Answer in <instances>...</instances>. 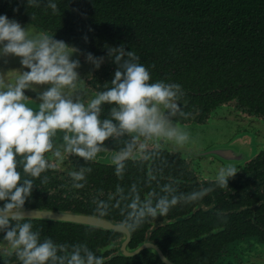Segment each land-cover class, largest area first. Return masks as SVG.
Returning a JSON list of instances; mask_svg holds the SVG:
<instances>
[{"label": "clouds", "instance_id": "obj_1", "mask_svg": "<svg viewBox=\"0 0 264 264\" xmlns=\"http://www.w3.org/2000/svg\"><path fill=\"white\" fill-rule=\"evenodd\" d=\"M40 3L27 0L29 8H38ZM45 7L58 12L54 0H47ZM83 38L87 42V35ZM76 53L84 55L94 69L106 59L82 53L47 32L32 34L29 25L0 15V62L7 64L9 57H18L21 67L27 69L12 70L17 74L11 82L5 79L9 71L0 70V233L8 249L3 253L4 264L13 256L19 264H105L104 257L86 242L70 245L42 238L41 230L32 223L36 215L25 209L37 187L35 181L47 185L50 178L42 174L54 170L66 155L84 162L67 173L71 187L82 189L92 172L86 166L89 162L109 159L115 176L123 180L128 162H154L166 145L182 148L191 140L189 131L176 119L191 116L179 103L184 96L180 84L152 82L139 56L122 44L107 47V58L116 65L114 78L85 101L77 71L81 62L73 59ZM37 86L47 87L40 90ZM29 89L36 93L35 99L25 95ZM105 105L107 114L103 115ZM106 141L118 147H109ZM237 172L235 165L228 164L215 175V187L178 193L174 182H169L158 184L159 191L152 188L143 198L139 183L127 188L117 184L107 200L93 199V216L103 220L112 209H118L123 219L113 227L130 236L149 218L166 216L178 204L200 201L216 187L228 188ZM154 178L150 170L147 183ZM162 264H169L166 256Z\"/></svg>", "mask_w": 264, "mask_h": 264}, {"label": "flooded vegetation", "instance_id": "obj_2", "mask_svg": "<svg viewBox=\"0 0 264 264\" xmlns=\"http://www.w3.org/2000/svg\"><path fill=\"white\" fill-rule=\"evenodd\" d=\"M79 55L81 68H88L80 74L87 101L114 78L116 65L103 50L98 56L106 59L99 69ZM160 78L151 77V81L164 80L182 86L184 96L179 103L191 116L187 120L177 117L181 126L205 123L216 113L217 118L220 114L233 115L243 127L222 143L196 148L168 144L154 162H128L123 180L115 176L109 159L89 162L86 166L92 172L82 189L71 187L67 173L84 162L66 155L54 170L42 174L50 178L47 185L35 181L37 187L25 203V209L36 215L32 220L34 228L41 230L42 238L51 237L56 243L86 242L91 250L104 257L105 264H162L165 256L169 264H264V136L253 126L264 122V112L250 110L232 96L218 101L204 96L206 93L200 92L199 87L186 88L168 72ZM107 108L105 105L103 115L107 114ZM106 144L114 146L111 141ZM228 164L238 169L235 177L229 179L228 188L216 187L200 201L181 203L166 216L149 218L130 236L113 227L123 219L118 209H112L103 220L93 216V199L107 200L117 184L127 188L133 182L139 183L142 198L152 188L159 191L158 184L169 182H174L178 193H190L201 187H215V175ZM150 170L155 178L148 184ZM101 191L103 195H99ZM2 238L0 233V264H4L3 253L8 250ZM8 264L19 262L13 256L8 258Z\"/></svg>", "mask_w": 264, "mask_h": 264}, {"label": "trees", "instance_id": "obj_3", "mask_svg": "<svg viewBox=\"0 0 264 264\" xmlns=\"http://www.w3.org/2000/svg\"><path fill=\"white\" fill-rule=\"evenodd\" d=\"M54 2L55 14L47 0L38 8H29L27 0H0V15L31 21L82 53L98 56L123 44L155 79L168 72L204 96H232L264 112V0Z\"/></svg>", "mask_w": 264, "mask_h": 264}, {"label": "rangeland", "instance_id": "obj_4", "mask_svg": "<svg viewBox=\"0 0 264 264\" xmlns=\"http://www.w3.org/2000/svg\"><path fill=\"white\" fill-rule=\"evenodd\" d=\"M20 23L24 27H27L29 25L32 34L42 33L32 24L23 23V22ZM77 58L80 60L82 66L83 62L81 61V56L79 55V53L73 55V59H77ZM0 70L4 71L5 73L9 71L6 74L5 79L11 82L14 79L15 75L17 74L15 71L12 70L24 71L27 69H23L21 67L18 57H9L7 64H3L2 62H0ZM86 70H88V68L80 67L77 71L80 72L81 74L82 71L84 72ZM37 87L40 90H43V88L47 86H37ZM25 93L30 95L32 99L36 98V93L30 89L26 90ZM220 109L221 107L217 108L216 111L219 112ZM222 109H226V108H222ZM213 115L214 114H211V116L205 123L189 124V125L181 126L187 131H189V133L191 134V140L187 145L188 147L196 148L208 144L222 143L228 141L231 137H233L237 133L239 129L243 127L242 123L239 124V122L234 118L233 115L228 116L227 114L225 115L220 114L219 118L215 117L216 113L214 116ZM253 126L261 130L262 135L264 136V122L254 123ZM241 148L244 149L245 146H241ZM245 149L249 152V149L247 148Z\"/></svg>", "mask_w": 264, "mask_h": 264}, {"label": "water", "instance_id": "obj_5", "mask_svg": "<svg viewBox=\"0 0 264 264\" xmlns=\"http://www.w3.org/2000/svg\"><path fill=\"white\" fill-rule=\"evenodd\" d=\"M25 23L32 24V25H34L37 29H39L41 32H43L42 29H41L40 27H38L37 25H35L33 22L29 21V22H25Z\"/></svg>", "mask_w": 264, "mask_h": 264}]
</instances>
